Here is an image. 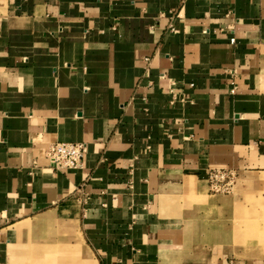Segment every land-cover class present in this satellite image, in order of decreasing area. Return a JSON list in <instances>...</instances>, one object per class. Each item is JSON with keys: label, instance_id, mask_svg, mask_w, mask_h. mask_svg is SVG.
I'll list each match as a JSON object with an SVG mask.
<instances>
[{"label": "crops", "instance_id": "obj_1", "mask_svg": "<svg viewBox=\"0 0 264 264\" xmlns=\"http://www.w3.org/2000/svg\"><path fill=\"white\" fill-rule=\"evenodd\" d=\"M261 4L0 0V264H264L191 253L179 202L264 171ZM58 141L82 167L49 165Z\"/></svg>", "mask_w": 264, "mask_h": 264}, {"label": "rangeland", "instance_id": "obj_2", "mask_svg": "<svg viewBox=\"0 0 264 264\" xmlns=\"http://www.w3.org/2000/svg\"><path fill=\"white\" fill-rule=\"evenodd\" d=\"M233 175L231 189L227 191L224 183L232 175L223 182L198 181L195 189L183 190L179 202L188 213L187 240L191 242L197 236L193 228L198 223L203 230L198 235L200 242L190 243L189 249L198 256L204 254L209 261L222 258L264 262V171ZM216 229L226 235L216 236ZM207 238L216 242L207 243Z\"/></svg>", "mask_w": 264, "mask_h": 264}, {"label": "built area", "instance_id": "obj_3", "mask_svg": "<svg viewBox=\"0 0 264 264\" xmlns=\"http://www.w3.org/2000/svg\"><path fill=\"white\" fill-rule=\"evenodd\" d=\"M262 12L264 15V0L261 4ZM235 41V38H232V42ZM231 75V92L234 93L237 89L236 83V72L234 70L229 71ZM190 87H194V83L190 84ZM170 93L172 95L171 103H174L178 100L177 89L175 81L172 82L170 88ZM183 100V98H180ZM87 152V143L85 142H66L58 141L54 142L49 146L47 151V159L49 165L56 170H66V169H78L82 167L85 154ZM234 172L230 170H212L209 173L208 181L214 183V181L223 182L222 179H226V176L232 175L230 181L224 183L225 191L230 190L232 186V179Z\"/></svg>", "mask_w": 264, "mask_h": 264}]
</instances>
